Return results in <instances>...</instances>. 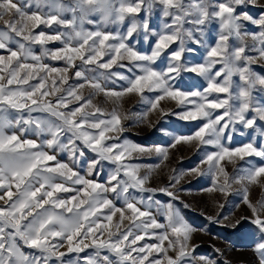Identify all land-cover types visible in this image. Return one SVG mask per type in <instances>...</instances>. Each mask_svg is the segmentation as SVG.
I'll return each mask as SVG.
<instances>
[{
	"label": "snow or ice",
	"instance_id": "obj_1",
	"mask_svg": "<svg viewBox=\"0 0 264 264\" xmlns=\"http://www.w3.org/2000/svg\"><path fill=\"white\" fill-rule=\"evenodd\" d=\"M0 20V264H217L197 256L198 229L177 207L186 174L209 177L205 190L225 196L242 185L250 216L229 221L220 204L206 219L249 223L264 264V198L249 197L264 181V0H0ZM97 94H136L148 107L108 111ZM154 110L199 123L188 135L161 124L167 147L124 136L123 120L143 123ZM236 136L247 140L233 146ZM192 142L199 163L149 187L160 165L141 174L134 158L167 161L169 148ZM238 161L230 175L225 165Z\"/></svg>",
	"mask_w": 264,
	"mask_h": 264
},
{
	"label": "rangeland",
	"instance_id": "obj_2",
	"mask_svg": "<svg viewBox=\"0 0 264 264\" xmlns=\"http://www.w3.org/2000/svg\"><path fill=\"white\" fill-rule=\"evenodd\" d=\"M252 14H257L259 9L251 8ZM9 19L8 16L4 17V20ZM159 19L158 15L154 19V23ZM4 20H0V27L4 25ZM50 48L58 47L56 43H50ZM141 51H148L146 45L141 44ZM37 54H39V47L35 48ZM0 54L7 55L3 50H0ZM55 66H61L60 62L45 61ZM71 76V73H69ZM185 80L189 85H195L199 87L202 81L196 77L185 76ZM123 83V82H120ZM119 90V86H112ZM83 94L87 96L91 89L85 87ZM146 95L152 96L154 94L146 93ZM223 97V94H220ZM94 103L105 110L110 111L113 107H117L121 114H142L147 110L140 97L136 94H126L119 100H113L104 96V94H97L94 97ZM161 106L165 109H175V103L169 100L161 101ZM135 118L123 120L122 123L126 126L124 136L134 141L136 144L145 147L154 146H169L171 138L163 135L160 129V125L163 124L169 131L175 130L178 134H192L196 128L198 121H178L176 117L169 116L161 120L159 110H154L147 114V118L143 123L134 122ZM159 122V123H158ZM154 125L155 127H150ZM34 138V137H33ZM247 137L236 136L234 138L233 146H237L246 142ZM198 145L196 142L190 144L181 143L175 148H169V159L167 161H161L158 156L153 152L151 155L145 154L144 156L135 157L134 162L144 165L141 169V174L146 171L148 166L157 165L158 168H153L151 172V180L148 184L149 187H160L167 184L170 177L173 175V169H189L199 163L200 157L203 152H198ZM207 150V149H205ZM257 163L259 159L255 158ZM243 165V162L228 163L226 164V170L231 175L233 169L237 165ZM201 167H205L201 165ZM223 183V177L218 180V184ZM211 179L207 176L197 177L195 175H185L178 187H182L184 191L178 193L180 200L176 202L186 218V220L192 224L198 231L193 235L192 244L199 245L197 249V256H207L217 261V264H258V258L253 252L254 234L252 227L249 223L245 222L239 229H232L229 227H223L218 224L209 222L207 216H215L221 212L219 208L220 204H225L223 214L229 215V221H234L240 217H248L251 215L250 209L242 202L241 194H238V190L242 185L239 183H233L231 187V194L225 196L223 193L217 190L211 192L205 189L211 187ZM249 197L253 203L264 198V181L259 184L249 186ZM157 199L167 202L169 198L165 195H158ZM182 201L183 203H181ZM3 203V202H0ZM119 204V202H117ZM183 204L189 205L188 208H184ZM158 219H163L158 217ZM115 222V218H114ZM127 224L128 222L125 221ZM215 249H219L216 252ZM66 251V248L60 249ZM173 254V253H169Z\"/></svg>",
	"mask_w": 264,
	"mask_h": 264
}]
</instances>
